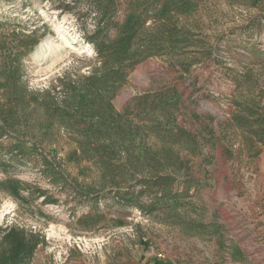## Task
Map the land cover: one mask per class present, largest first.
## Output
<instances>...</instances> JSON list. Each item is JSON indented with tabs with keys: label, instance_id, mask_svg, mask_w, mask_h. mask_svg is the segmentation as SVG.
<instances>
[{
	"label": "rangeland",
	"instance_id": "obj_1",
	"mask_svg": "<svg viewBox=\"0 0 264 264\" xmlns=\"http://www.w3.org/2000/svg\"><path fill=\"white\" fill-rule=\"evenodd\" d=\"M0 264H264V0H0Z\"/></svg>",
	"mask_w": 264,
	"mask_h": 264
},
{
	"label": "bare ground",
	"instance_id": "obj_2",
	"mask_svg": "<svg viewBox=\"0 0 264 264\" xmlns=\"http://www.w3.org/2000/svg\"><path fill=\"white\" fill-rule=\"evenodd\" d=\"M57 31V33H58V35H60V38H61V40H62V44L61 45H58V46H52L51 44V46H49V50H50V52L51 53H53L54 55L53 56H55L56 54H58V53H61V51L63 50V48H65V47H73V49H75L76 51H78L77 50V47L76 46H74V44H73V42H71L70 41V39L69 38H67L64 34H62L61 32H60V30H56ZM44 47H40V50H44L43 49ZM46 54V53H45ZM48 55V54H47ZM52 55V54H51ZM52 56V57H53ZM58 57V56H57ZM49 59H51L50 57H49ZM56 59V58H55ZM51 60H53V59H51ZM40 61V60H39ZM51 63V62H50Z\"/></svg>",
	"mask_w": 264,
	"mask_h": 264
}]
</instances>
